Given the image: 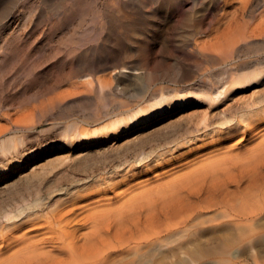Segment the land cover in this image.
Listing matches in <instances>:
<instances>
[{"label":"bare ground","instance_id":"bare-ground-1","mask_svg":"<svg viewBox=\"0 0 264 264\" xmlns=\"http://www.w3.org/2000/svg\"><path fill=\"white\" fill-rule=\"evenodd\" d=\"M0 38V109L8 110L2 116L6 125H0V154L6 156L12 150L19 153V148L15 138L4 137L21 132L17 139L22 140L45 121L57 126L66 120L61 134L71 142L117 134L131 124L156 119L189 99L179 87L192 71L188 61L242 63L245 71H230L228 81L203 91L212 101L222 100L232 88L257 82L264 68L249 69V60L264 47V0H0ZM38 42L43 46H35ZM46 70L51 81L11 99L12 91ZM36 101L32 112L20 108ZM254 115L252 123L260 116ZM106 120L109 123L99 128L79 127ZM262 136L264 130L248 140L254 143ZM241 144L206 153L183 166L193 167L179 175L183 179L168 186L153 184L113 210L92 212L106 208L93 203L46 213L44 224L35 230L40 238L32 244L12 251L28 233L16 236L12 231L2 237L0 264H136V259L167 264L169 254L160 251L152 258L150 252L163 248L168 239H181L182 233L189 235L179 242L182 250L208 234L220 233L223 239L233 233L236 238L258 235L264 228V139L242 157L227 156ZM93 156L87 159L105 160V154ZM40 183L23 185L28 189ZM101 202L111 205L113 200ZM9 214L4 217L13 220ZM5 247L9 251L4 252ZM3 253L8 254L5 259Z\"/></svg>","mask_w":264,"mask_h":264},{"label":"rangeland","instance_id":"rangeland-1","mask_svg":"<svg viewBox=\"0 0 264 264\" xmlns=\"http://www.w3.org/2000/svg\"><path fill=\"white\" fill-rule=\"evenodd\" d=\"M21 18H23L22 14ZM2 41L3 38H0V45L4 44ZM40 45L42 44L39 42L35 44V46ZM35 46L31 53H34ZM263 49L264 47L252 54L254 58L249 60L252 66L249 69L264 68ZM192 61L186 64L192 68L191 73L179 85L183 89L182 94L189 95L187 97L189 99L174 108L163 110L152 121L137 126L131 124L117 134L104 137L90 136L82 138L84 140L71 138V142L61 134L66 120H59L57 126L46 121L37 124L34 133L28 132L30 134L23 136L22 140L17 139L21 132L18 136L10 134L4 137L3 139L10 137L16 139L15 148H19V153L12 150V155L0 154V249L4 245L2 237L11 234L12 231H16V236L28 233L27 240L12 251L28 246L40 238L41 232L35 230L44 224L46 213L55 214L62 210L66 212L93 203L101 204L99 206L103 205L106 208L97 207L92 212L113 210L135 194L141 195L147 192L149 190L147 188H152L153 184L168 186L174 181L183 179L179 175L191 172L193 167L183 168L207 155L206 153L215 154L218 151L231 150L234 149L233 145L242 143L240 149L227 154L228 157L232 155L236 157V154L237 157H242L254 144L263 140L264 136L254 143L248 139L250 135L264 130V74L257 82L232 88L222 100L212 101L204 97V93L210 91L211 87H218L222 82L228 81L230 71L242 72L245 68L242 69L241 62L230 63L218 59L213 61L201 59L196 61L197 63L195 60ZM46 72L47 70L39 75L38 80L29 79L26 82L28 85L25 83L24 86L14 88L17 91L11 92V99L16 100L22 94H31L38 87L51 81L50 73ZM18 80L24 82L27 79L18 78ZM18 80L16 83L20 84ZM164 85L170 86V83L165 81ZM204 90L206 91L203 92ZM194 95H198L201 99L194 100ZM37 102L39 101L28 102V105L25 104L26 107L23 105L20 108L32 112L34 107L31 106H37ZM6 112H8L6 108L0 109V125L7 123L2 118ZM257 113L260 116L257 117L256 123H252L250 116ZM108 123L109 121L106 120L96 126L81 124L79 127L99 128ZM260 124L261 126L257 128ZM48 143L52 146L47 150L45 147ZM243 152L245 153L242 154ZM101 154H105V160L87 159ZM83 158H86V163ZM218 159L219 156L216 161ZM220 160L222 161L220 158L217 163H220ZM177 169L181 170L177 171ZM173 172L174 174L171 175ZM163 174L165 176L162 177ZM155 179H158L156 183ZM27 181L41 183L25 189L27 187L23 184ZM107 199L113 200L111 205H107L106 202L99 203ZM35 202L39 206L33 208ZM19 212L24 213L21 215ZM80 212L78 211V214ZM6 213H11L9 215L12 217L9 218L13 220L4 217ZM35 215L38 218L34 220ZM15 222L17 224H14ZM215 224L219 223L215 222ZM260 224L264 226V219ZM18 226L21 228L17 229ZM182 234L184 236H181V239L180 237L168 239L163 246L164 249L157 248L155 249L157 253L152 251L150 256L153 258L163 251V254H169L166 262L170 264L176 261L179 262L177 264H264V228L258 235H242L237 238L234 233L235 237H224V239L220 233L208 234L197 238L193 244L185 245L184 250L178 245L181 240H187L189 235ZM206 237L208 241L213 240L207 242ZM220 239L223 241L221 242ZM223 242L227 245L224 246ZM189 246L194 248L190 249ZM7 247L4 252L9 251L10 247ZM41 247H38L39 252L43 251ZM7 255L3 253L1 258L5 259ZM171 255L175 256L174 259ZM136 261H138L136 264L152 263L151 260L149 263L137 259Z\"/></svg>","mask_w":264,"mask_h":264}]
</instances>
